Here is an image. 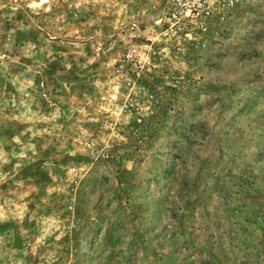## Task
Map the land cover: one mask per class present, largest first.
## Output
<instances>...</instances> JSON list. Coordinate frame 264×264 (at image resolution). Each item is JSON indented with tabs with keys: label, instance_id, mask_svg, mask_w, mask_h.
Here are the masks:
<instances>
[{
	"label": "rangeland",
	"instance_id": "rangeland-1",
	"mask_svg": "<svg viewBox=\"0 0 264 264\" xmlns=\"http://www.w3.org/2000/svg\"><path fill=\"white\" fill-rule=\"evenodd\" d=\"M0 264H264V0H0Z\"/></svg>",
	"mask_w": 264,
	"mask_h": 264
}]
</instances>
